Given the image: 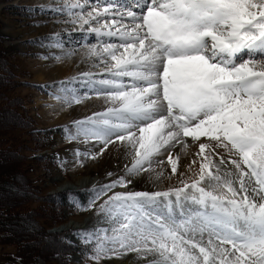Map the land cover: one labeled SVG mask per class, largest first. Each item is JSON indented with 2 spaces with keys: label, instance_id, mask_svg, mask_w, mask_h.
<instances>
[{
  "label": "snow or ice",
  "instance_id": "snow-or-ice-1",
  "mask_svg": "<svg viewBox=\"0 0 264 264\" xmlns=\"http://www.w3.org/2000/svg\"><path fill=\"white\" fill-rule=\"evenodd\" d=\"M27 11L72 28L39 38L60 50L42 59L79 46L88 64L40 87L61 110L98 101L57 126L73 146L71 160L56 153L61 171L113 150L130 160L86 202L69 192L96 216L74 234L85 260L264 264V0H58ZM173 177L166 190H135Z\"/></svg>",
  "mask_w": 264,
  "mask_h": 264
},
{
  "label": "rangeland",
  "instance_id": "rangeland-1",
  "mask_svg": "<svg viewBox=\"0 0 264 264\" xmlns=\"http://www.w3.org/2000/svg\"><path fill=\"white\" fill-rule=\"evenodd\" d=\"M56 3L58 0H0V104H4L5 96L15 98L13 102L0 106V135H5L3 141L9 142L8 147L0 148V264H92L78 254L63 253L66 250L61 242L73 250L80 249L83 244L74 235L80 230L65 228H82V222L86 220H90V226H93L96 224V216L93 211L78 210L72 205L65 208L61 206L69 192L71 195L78 193L76 196L79 201L86 202L94 186L108 183L111 179L106 175L100 180L92 178L86 186L80 187L79 182L85 176L86 165L70 168L67 172H62L58 166L55 154L59 153L60 158L71 160L73 147L68 143L62 145V132L57 126L64 123L49 125L47 118L56 114L59 104L48 95L49 90L40 85L56 81L53 79L59 78L61 73L55 70L57 63L73 61V57L83 52V49L77 46L78 54L63 61L42 59L43 56L60 55V50L40 47L39 38L64 30L71 32L72 28L56 23L61 18L54 14L27 11L29 7ZM36 21L46 23L37 27L34 26ZM9 72L17 83H22L21 86L7 82ZM61 76L63 78L57 81L68 77L67 74ZM26 117L32 120V130L53 131L46 138L44 147L37 143L36 136L27 133H16L15 139L9 138L17 123H23ZM20 141L23 147L10 143L19 144ZM39 156L45 158V165L39 163ZM63 186L71 188L64 189ZM58 195L59 199L56 198ZM2 215L8 218H1ZM61 258L63 261H60ZM125 259V256L120 259L113 257L111 260H102L101 264H122Z\"/></svg>",
  "mask_w": 264,
  "mask_h": 264
},
{
  "label": "bare ground",
  "instance_id": "bare-ground-1",
  "mask_svg": "<svg viewBox=\"0 0 264 264\" xmlns=\"http://www.w3.org/2000/svg\"><path fill=\"white\" fill-rule=\"evenodd\" d=\"M81 54H82V52L79 53L76 57H73V61H71L69 63L68 62H60V63L58 62L56 67H55V70H59V72H61V73L59 74V78L56 77L53 80L57 81L58 79H62L63 77L61 76V74H67V76L69 77L70 74H71V76H73L80 71L86 70L87 61L81 62ZM70 64H72V66ZM71 69H72V72H71ZM43 100H45V99H43ZM44 105H46V104H44ZM97 106H98V101L93 99L91 101H85L81 105H77L75 107H72V108L66 109V110H61V108L59 107V109L57 110V112H59V113L57 114V112L54 111L56 114L50 115L49 118H47V120H49V125H55L58 123L59 124H61V123L66 124L69 121H71L73 118H80L81 116H83L85 114H90L92 108L97 107ZM64 143H66V142H63L62 145H64ZM71 147H73V146L71 145ZM190 159H191V157H183L182 156L181 157V164L186 165L188 162H190ZM126 163H130V160L128 158L119 157L115 150L112 151L111 155L105 154L102 157H98L97 160H95V161H89L86 163L85 176H83V179H82V181L79 182V185H80V187L86 186V183H88L89 181H92V178H93V180L94 179L100 180L101 178L105 177L107 171H110L113 169H116L117 174H120L123 172V166ZM195 167L196 166H194V168ZM177 183H178V181L176 180L175 177H173V179L171 181H166V182L161 183L155 187L151 186L150 184L149 185L137 184L135 186V190H151V191L166 190V188L169 185H176ZM69 188H71V187H69V186L64 187V189H69ZM60 192H59V194H60ZM90 219H92V218H90ZM89 221L90 220H86V221L82 222V224H84V226L82 228H80V227L72 228L71 226H68L65 228V230L71 229V230H77L78 231V230L90 228L91 226H90ZM101 226H104V225H101ZM58 231L59 230H55V232H58ZM125 258H126L125 262H123L122 264H144V262L142 260H137L134 253H132L129 256H125ZM112 263L118 264L117 262H112ZM109 264H111V263H109Z\"/></svg>",
  "mask_w": 264,
  "mask_h": 264
},
{
  "label": "trees",
  "instance_id": "trees-1",
  "mask_svg": "<svg viewBox=\"0 0 264 264\" xmlns=\"http://www.w3.org/2000/svg\"><path fill=\"white\" fill-rule=\"evenodd\" d=\"M11 75V76H10ZM8 79H9V81H7V82H11V83H17L16 82V78L13 76V74H11L10 72H9V76H8ZM18 84V86L20 85L21 86V84L22 83H17ZM14 85V84H13ZM2 97V96H1ZM3 98V97H2ZM4 104L3 103H1L0 104V106L2 107L3 105H5V103H7V102H13V100L15 99V98H9L8 96H5L4 98ZM20 101V100H19ZM22 118V117H21ZM24 122L23 123H17V125L15 126V130L13 131V132H11L10 133V136H9V138L10 139H15V134L16 133H27L29 136H33V137H37L38 138V140H37V143H39L41 146H45V140H46V138L51 134V133H53V131H47V132H44V131H41L40 133H37L36 132V130H32V127H33V123H32V120L31 119H29L28 117H26V119H24L23 120ZM23 125H25V126H23ZM22 130V131H21ZM30 131H34V132H30ZM3 138H6V136L5 135H0V148H3V147H8L9 145L7 144V142L8 141H3ZM19 140H22V139H19ZM22 141H24V140H22ZM22 141H20V143L18 144V143H16V142H10V143H15L16 145H20L21 147H23L24 146V144H21L22 143ZM9 143V142H8ZM6 150V149H5ZM39 158H40V161H39V163L40 164H43L44 163V165H45V163L47 162L46 160H45V158L44 157H42V156H39ZM58 197H59V195H58ZM64 206H66V204H65V202L62 204V206L61 207H64ZM57 207V206H56ZM59 209V208H58ZM3 214V213H2ZM3 217H6V218H8L7 216H4V215H2L1 216V218H3ZM61 246L64 248V250H66L65 252H63V253H65V254H70V253H72L74 250L69 246V245H67L66 243H64V242H61ZM63 256V255H62ZM60 261H63L62 260V258H61V260Z\"/></svg>",
  "mask_w": 264,
  "mask_h": 264
}]
</instances>
